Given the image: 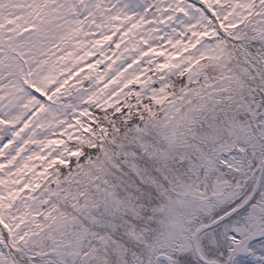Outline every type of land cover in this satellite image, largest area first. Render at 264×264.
Returning <instances> with one entry per match:
<instances>
[{
	"label": "rangeland",
	"instance_id": "1",
	"mask_svg": "<svg viewBox=\"0 0 264 264\" xmlns=\"http://www.w3.org/2000/svg\"><path fill=\"white\" fill-rule=\"evenodd\" d=\"M171 1L182 6L184 14L181 13L177 17L176 23L168 22L164 28L156 26L155 29L148 30V28L144 29V26L140 35L149 40V46L168 49L167 43L176 44L182 38V32L186 28L195 31L200 25L195 16L199 14L198 9L196 13L180 0ZM226 2L229 0H219V4L225 9L228 6L225 5ZM64 3L67 5L57 8L58 14L62 16L60 23L55 17L46 18L48 21L44 26H38L37 31L28 34V37L23 36L19 31V33L15 32L14 36H8L9 38L4 41L0 40L10 49L22 54L18 56V54L7 52L0 56V85L8 93L6 101L0 98V119L8 120L10 124L9 127L1 126L3 130L0 131V166L4 164L10 166L2 172L0 180L9 177L16 179L18 175L19 162L11 164L10 160L14 158L17 150L24 146H21L20 138L16 142L13 141L15 130L22 126L23 121L29 119L32 113L31 106L34 111H42L43 99L40 95L43 92H49V96L56 92L54 80L45 82L46 77L54 73L56 66L68 64L75 59L74 57H78V53L72 55L75 41L81 44L93 43V46L89 48L88 44H85L87 49L81 50L80 55L83 57L85 55L86 61L93 49L96 48L98 52L99 44L108 43L114 36L113 32L109 31L110 27H107L106 21L108 20L110 25L111 20L128 12L134 0H65ZM145 6L144 2L135 4L134 10L142 13ZM104 10L106 15H103ZM215 12L226 17L224 10L216 9ZM65 13L71 16L72 23L65 19ZM3 15L0 14V19L11 14ZM174 18L176 19L175 16ZM200 23L207 24L204 20ZM76 25H81L80 32L88 40L74 38L65 45ZM112 30L115 31V26ZM159 34L163 36L160 38L161 41L157 39ZM2 35L7 36V33ZM255 40L264 44L262 36ZM120 41L121 39L116 38L111 43L119 44ZM216 46L214 40L205 41L197 55H203L205 52L213 56L219 52L228 53L227 47L223 46L220 49ZM18 58L23 59L22 63L27 66V69L19 65L20 63L16 61ZM182 58L186 59L187 56ZM233 61L237 68H245L244 61L240 63L236 59ZM71 65L74 67L80 63L77 59ZM206 65H201L198 70L195 68L191 73L195 70L196 72L190 76V81H198L201 76H207L209 71ZM18 69L23 70L19 72ZM176 71L177 69H173L166 74V77L174 76ZM198 71H201V74ZM73 72L64 69L65 74L62 78L72 77ZM257 73L255 71L254 74ZM102 79H104L103 76ZM175 80L179 81V78ZM50 81L51 88H49ZM75 81L79 82V77ZM206 84H208L207 94L194 96L193 101H189L184 109L181 108L178 98L174 97L173 103H171L173 97L167 101L163 100L165 96L160 89L156 94L159 106H162L158 109V113L152 116L153 109L150 108L148 112L150 118L138 120L126 129H122L120 137L116 140L121 146L111 148L110 143L113 142L111 135L104 133L106 142L93 154L95 157L93 172L79 171L75 174L76 177L81 176L84 179L83 186L89 188V185L98 183L99 188L103 187L101 190L104 191L92 195V193H82L79 188L74 191V197L67 196L64 191L61 193L65 205L63 208L66 209L64 211L61 209L62 214L59 215L56 225L63 232L66 230L69 232L64 237V244L58 241L53 242L55 246L59 245V251L54 255L55 257L64 260L65 264L67 262L74 264L79 259L81 251L91 248L89 251L91 254L86 258L85 264H106L101 249L96 247L105 246L108 242L117 243L119 249L118 256L111 264L124 262L153 264L155 255L163 253L162 244L168 242L166 241L167 231L165 232L164 228L172 221L178 222L180 215L196 213L199 218L206 219L205 222L210 221L216 218L217 213H220L221 206L225 205L224 211L231 208L229 198L234 193L235 186H243L245 180L250 182V189L234 194V196H241L240 202H242L246 197L245 192L249 189L246 193L248 194L253 190L261 172L264 185V84L257 75L252 78L249 73H245V70H240L234 75L229 74L228 77L211 76L206 80ZM97 87L99 84L97 86L95 83L91 84V89ZM232 88H234L233 92ZM81 92L73 98L72 106H76L83 97L87 96L86 89ZM16 94L20 96V99ZM20 102L21 110L16 107ZM164 108H166L165 111ZM54 115L55 113L51 110L44 111L40 120L47 121ZM134 133H137L138 137L134 136ZM141 140L142 143L139 144ZM35 148L32 146L24 148L22 157L31 158V155L36 153ZM104 149L106 150L103 151ZM221 159L226 161L221 162ZM223 164L229 166L226 167ZM255 168H257L256 175L249 178L254 174ZM98 171L108 173V177L102 176L95 181L92 177ZM234 174L237 176L232 181ZM106 179H109V183ZM61 187L59 185V188ZM3 190L0 188V193ZM262 191L264 192V186ZM97 202L99 205L96 204ZM248 218L245 211L230 220L231 222L216 229L218 231L221 228L224 236L234 231L235 235L242 239L247 235L242 226L244 221L246 224L249 223ZM140 219L144 221L143 226L139 224ZM158 223H162V233H158L154 239L150 238L153 239L151 244L147 243L148 241L145 243V238L149 236L148 231L152 230L154 233L152 226H157ZM233 224L234 227H232ZM47 226V222L39 225L44 228L43 233L38 238L34 236L29 239L28 247L21 246L19 252L21 257H27V250L34 246L41 251L39 248L47 241L39 240L42 234L46 233ZM116 226L126 229L130 236L137 240L138 244H129L132 250L127 246L121 247V241L112 242V239H108L99 231V229L107 228L108 231H112ZM233 228L240 233L235 232ZM249 234L261 236L262 241L253 247L255 252L261 251L264 245V227L254 224ZM214 235L210 232L209 237ZM120 238L125 240L122 235ZM157 240L159 241L156 242ZM185 251L187 252L188 248ZM135 252H141L142 256H131L128 261L129 253ZM242 261L246 263V259H241V262L235 264H242Z\"/></svg>",
	"mask_w": 264,
	"mask_h": 264
},
{
	"label": "trees",
	"instance_id": "2",
	"mask_svg": "<svg viewBox=\"0 0 264 264\" xmlns=\"http://www.w3.org/2000/svg\"><path fill=\"white\" fill-rule=\"evenodd\" d=\"M186 1L194 3L191 6L193 10L199 6V18L207 24L197 26L195 31L186 28L185 41L168 45L169 48L164 49L165 51L150 48L138 34L135 23L123 24L118 47L103 49L99 53L100 57L96 60V65L83 75L81 84L65 85L66 81L63 80L65 91L57 92L52 99L42 102V111H33V120L26 128L28 139L25 142L20 140V144L25 146L24 148L35 144L37 153L31 158L22 157L24 148L18 149L14 158L10 160L11 164L19 162L17 178L0 180V188L4 189L0 193V264H65L64 260L54 256L59 251V245L53 244L54 241L64 244V237L69 232V230L63 232L56 225L59 215L62 214L61 209L62 211L66 209L63 208L65 205L61 193L64 191L67 196L74 197V191L79 188L82 193H92V195L104 191L101 190L103 187L99 188L98 183L89 185V188L83 186L84 179L81 176L76 177L75 174L79 171L93 172L95 158L93 154L106 142L105 132L110 134L113 140L110 143L111 148L118 147L121 144L116 140L120 137L122 129H126L138 120L150 118L148 115L150 108L153 109L152 116L156 115L158 109L162 107L159 106L156 95L160 89L165 96L163 100L167 101L173 97L171 101L173 103L174 97L178 98L181 108L184 109L189 101H193L194 96L207 94L206 80L211 76L228 77L229 74L234 75L240 70H245V73H249L252 78L257 75L264 84V44L255 40L260 39V36L264 37V3H262L264 0H229L225 3L228 5L226 9L219 4V0ZM12 7V4H6L0 11L1 16L3 9L10 12L13 10ZM216 9L224 10L226 17L218 15ZM173 10V14L166 15L170 23L177 22L174 19L175 12L184 14L180 6L174 7ZM149 11L157 14L155 16L159 19V15L166 12L167 8L160 9L151 4ZM50 15L56 16L55 12ZM25 16L17 26H21L27 19L31 24L32 17L29 14ZM64 17L72 23L68 13H65ZM61 19L62 16L56 17L59 23ZM0 25H6L4 18L0 19ZM1 32L3 30H0ZM14 33L15 30L11 32V36H14ZM213 40L216 47L220 49L223 46L227 47L228 53L219 52L213 56L205 52L203 55H197L202 43ZM181 51L184 56L185 52L187 53L186 59L178 55ZM174 56L177 58L174 59ZM234 59L239 63L244 61L245 68H237ZM227 60L229 61L226 62ZM78 61L82 63L81 58ZM195 62L198 63L193 70L195 68L198 70L201 65L209 62L206 65L209 74L201 76L198 81H190V76L196 70L191 73L189 69ZM98 64H102L103 69L98 70ZM173 69H177L174 76L166 77V74ZM255 71L258 73L254 74ZM63 73L61 71L52 75L60 76ZM198 73L201 74V71ZM175 78H179V81ZM92 83L96 86L99 84V87L91 89ZM80 88L86 89L87 96L81 102L80 108L76 109L67 103V98L70 99L73 92ZM2 89L3 94L7 96L8 93L3 87ZM16 107L21 110V102ZM48 110L53 111L55 115L45 122L41 121V113ZM35 119L39 121L37 126L34 123ZM52 128L56 130L48 137L38 139L36 136L42 133V130ZM134 136L138 137V134L134 133ZM141 143L142 140L139 141V144ZM4 167L7 169L10 166L4 165ZM102 176L108 177V173L98 171L92 178L97 181ZM106 180L109 183V179ZM59 185L62 187L59 188ZM96 204L99 205V202ZM44 222H47L48 226L39 241H47L46 244L39 248L41 251L35 246L29 248L27 257H21L19 255L21 246L28 247L29 239L34 236L38 238L43 233L44 228L39 225ZM99 231L108 239H112V242L121 241V247L127 246L132 250L129 244L137 243L126 229L119 226L112 231H108V228ZM121 235L125 240L120 238ZM107 243L96 248L101 249L106 264H111L118 256L119 249L117 243ZM121 247L120 252H122ZM90 249L81 251L80 259L74 264H85L86 258L91 254ZM131 256H135V253H129L128 261Z\"/></svg>",
	"mask_w": 264,
	"mask_h": 264
},
{
	"label": "flooded vegetation",
	"instance_id": "3",
	"mask_svg": "<svg viewBox=\"0 0 264 264\" xmlns=\"http://www.w3.org/2000/svg\"><path fill=\"white\" fill-rule=\"evenodd\" d=\"M226 161L225 159H221V162ZM224 166H229L225 165ZM257 168L254 170V174L250 175L249 178H253L256 175ZM237 176L236 174L232 175L231 180L233 181ZM235 186L233 188L234 193L230 196V206L231 208L227 211H224L225 205L220 207V213L216 214V218L224 215L231 209L238 207L246 200L248 195L251 193L246 194L250 189V182L248 180H245L243 186ZM248 189L247 192H245L246 197L242 202H240L241 196L234 194H239L240 191H244L245 189ZM260 195V196H259ZM259 195L255 196L254 199L251 201V203L246 206L241 212L234 214L229 220L225 221L221 225L229 222L234 217L240 215L243 212H247V218L249 223L246 224V221L243 223L244 231L247 233L246 237L240 239L238 235H235L234 231H230L227 233V235L224 236L222 234V229L220 228L218 231L215 229H212L208 232L202 233L199 235V237L196 240V245L198 248V251L202 257L203 260L206 262H209L211 264H235L237 262H241V258H249L248 256H255V250L253 249V244L256 242L257 238H261L259 234H256L254 236H251L249 232L252 230L253 225H258V227H264V192L261 190ZM248 209V211H247ZM258 214V220L256 218V215ZM185 216V217H183ZM214 218V219H216ZM214 219L210 221H206V219H201L196 215V213L190 215L182 214L178 218V222L172 221V223L168 224L170 225L168 227L164 228V231H167L166 236V243H163L161 246V249L163 250V253H159L155 255L153 258V264H155L156 258L160 257L159 264H166L163 259H161V256H166L168 259L172 262V264H205L202 259L196 257L193 249V236L195 232L202 228L203 226L207 225L209 222L213 221ZM231 222V221H230ZM252 222V223H251ZM233 223V222H232ZM251 223V227H250ZM220 225V226H221ZM219 227V226H218ZM234 227V224L232 225ZM176 228L177 230H174ZM235 232L240 233L239 230L234 229ZM216 231V232H213ZM210 232H212V235L215 234L213 237H209L208 235ZM170 233V234H169ZM208 235V236H206ZM159 238V237H158ZM156 238V239H158ZM153 239H149L146 242L151 244ZM157 240L156 242H158ZM168 248V250H167ZM188 248V251L185 250ZM249 252V254H248Z\"/></svg>",
	"mask_w": 264,
	"mask_h": 264
},
{
	"label": "water",
	"instance_id": "4",
	"mask_svg": "<svg viewBox=\"0 0 264 264\" xmlns=\"http://www.w3.org/2000/svg\"><path fill=\"white\" fill-rule=\"evenodd\" d=\"M261 175H262V172H261L260 176H261ZM259 183H260V178H259V180H258V182H257V184H256V187L254 188V191H253L252 196H253V195L255 194V192L257 191L258 186H259ZM250 199H251V198H249V199L246 201V203H245L244 205H242L239 209H237V210H235V211H233V212H230V213L226 214L225 216H223V217H221L220 219L216 220L215 222H213V223L210 224L209 226L203 228V229L200 230L199 232H202V231H205V230H207V229H210V228L216 226L217 224H219L220 222H222L224 219H227V218L230 217L234 212L239 211L240 209H242V208H243V207L249 202ZM199 232H198V233H199Z\"/></svg>",
	"mask_w": 264,
	"mask_h": 264
},
{
	"label": "bare ground",
	"instance_id": "5",
	"mask_svg": "<svg viewBox=\"0 0 264 264\" xmlns=\"http://www.w3.org/2000/svg\"><path fill=\"white\" fill-rule=\"evenodd\" d=\"M255 262H257V261H252L251 263H247V264H255Z\"/></svg>",
	"mask_w": 264,
	"mask_h": 264
}]
</instances>
